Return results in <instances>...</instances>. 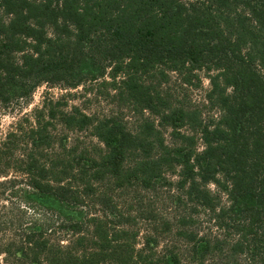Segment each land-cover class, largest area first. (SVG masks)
<instances>
[{
	"label": "trees",
	"instance_id": "obj_1",
	"mask_svg": "<svg viewBox=\"0 0 264 264\" xmlns=\"http://www.w3.org/2000/svg\"><path fill=\"white\" fill-rule=\"evenodd\" d=\"M107 69L157 125L144 119L133 132L59 99L9 132L0 141V200L43 219H11L19 233L0 239L3 264H264V0H0V103L43 82L75 88ZM156 70L205 72V101L218 115L204 121L195 108L161 103L145 84ZM161 127L180 143L167 145ZM82 133L97 142L90 152L77 145ZM167 174H176V204L189 206L177 219L182 247L158 251L146 238L137 248L124 231L110 233L118 216L110 180L149 189ZM199 211L219 234L199 235ZM55 225L69 234L65 244L52 240Z\"/></svg>",
	"mask_w": 264,
	"mask_h": 264
},
{
	"label": "rangeland",
	"instance_id": "obj_2",
	"mask_svg": "<svg viewBox=\"0 0 264 264\" xmlns=\"http://www.w3.org/2000/svg\"><path fill=\"white\" fill-rule=\"evenodd\" d=\"M108 70L103 77L96 80L84 78L75 88H69L61 82L54 84L43 82L27 98L17 97L8 104L0 103V141L21 125L26 127L25 121L33 118L34 112L42 107L43 102H55L59 99L67 107L76 106L88 115L101 117L110 114V117L121 120L127 129L133 132L139 128L144 119L149 118V120L155 121L156 126L157 119L146 110L141 111L133 106L128 94L123 93L122 88L119 87V78L112 80L111 74L109 78ZM164 76L163 78L156 70L145 78L146 86H149L155 95L159 93L162 96L161 103L166 104L170 109L195 108L200 111L204 121L211 116L218 115L217 109L211 108L205 101L206 94L210 89L205 72L197 71L184 77L171 72ZM160 130L167 145L173 146L180 143L171 135V130L162 127ZM180 133L186 134L187 128L181 129ZM69 137L73 139L76 135L70 134ZM77 145L90 152L97 142L89 133H82L78 136ZM196 147L201 148L198 139ZM165 179L166 182L163 185H155L149 189L140 186L115 188L114 181L110 180V213L115 212L118 215L116 218L110 216V233L120 234L118 231H124L127 235L122 239H132L137 248L146 238H152L158 243V251L165 245L169 247L173 245L174 248L182 247L183 243L176 235L177 219L179 216H186L189 206L184 207L176 204V197L181 194L176 188V174H167ZM0 180H4V178ZM209 189L213 191L214 187L209 186ZM85 201L87 209L92 215L102 216L100 207L91 198H85ZM63 210L65 213L73 215L80 211L78 208L66 206L63 207ZM33 217L43 219L42 215H33L31 210L18 208L12 204L11 200L2 198L0 200V227L5 228L0 232L2 243L19 233V229L12 230L9 227L11 219L15 218L18 221L20 218L21 224L30 221ZM195 219H197L196 228L199 235L211 234L214 236L219 234L218 230L212 228L209 216L202 211H199ZM51 232L53 233L52 240L62 241V244H65L66 240L70 238L67 236L69 234H65L57 225L52 228ZM2 257L0 256V264H3Z\"/></svg>",
	"mask_w": 264,
	"mask_h": 264
}]
</instances>
